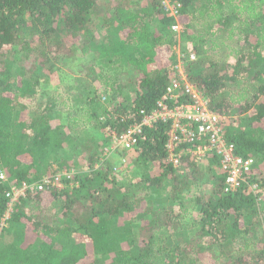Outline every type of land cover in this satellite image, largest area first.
Wrapping results in <instances>:
<instances>
[{"label": "trees", "instance_id": "16d2710c", "mask_svg": "<svg viewBox=\"0 0 264 264\" xmlns=\"http://www.w3.org/2000/svg\"><path fill=\"white\" fill-rule=\"evenodd\" d=\"M169 1L182 33L159 0H0V171L32 183L79 154L88 168L78 187L22 198L4 225L0 180V264H264V0ZM179 44L197 56L188 79L227 119V141L255 161L237 191H223L214 155L167 163L162 124L139 137L133 182L109 161L94 168L109 134L155 108L174 73L159 51ZM66 70L84 98L86 144L54 124L62 104L49 81Z\"/></svg>", "mask_w": 264, "mask_h": 264}, {"label": "built area", "instance_id": "2783aa9c", "mask_svg": "<svg viewBox=\"0 0 264 264\" xmlns=\"http://www.w3.org/2000/svg\"><path fill=\"white\" fill-rule=\"evenodd\" d=\"M159 1L167 16L176 18L171 30L177 34L182 33L185 23L179 22L180 5L169 0ZM177 52L176 63L172 66L173 78L166 86L162 97L156 102L155 108L149 112L141 110L139 121L129 126L125 132L109 134V145L102 150L94 168L95 170L100 168L115 153L134 152L144 130L162 124L167 126L164 144L167 163L178 170L182 167L183 159L188 157L193 165L202 166L207 162L209 155H214L218 158L219 170L225 177L223 191L225 193L237 191L243 185L249 184L247 175L253 171L255 161L251 157L243 158L236 154L234 144L227 141L224 134L227 119L211 110L209 100L189 81L186 64L195 62L196 54L185 53L182 50ZM181 99H187L188 102H180ZM120 162L118 166H111L114 174H117L121 164H125L126 161L121 158ZM76 174L78 172L69 169L57 175H42L38 181L32 183L9 184L6 173L0 171V180L9 186L5 193L7 203L2 225L11 217L21 199L28 194L78 187V181L74 179Z\"/></svg>", "mask_w": 264, "mask_h": 264}, {"label": "rangeland", "instance_id": "374dc122", "mask_svg": "<svg viewBox=\"0 0 264 264\" xmlns=\"http://www.w3.org/2000/svg\"><path fill=\"white\" fill-rule=\"evenodd\" d=\"M179 22L183 23V24L185 23V21H183V22L179 21ZM193 26H194V28H197L198 23H194ZM182 47H183V44H179L171 52L165 51L162 53V51H159V55H160L159 57L162 61H164L168 65L176 63L175 61H176V57H177L176 54L178 53L177 51L182 50ZM66 71H68V70H66ZM66 74L70 75L71 77H69L68 79H61V78L59 79V77H57L56 73H54V74L52 73L50 81H49L50 93H56V91H57V93H60L59 102L62 104L60 106L59 112L56 115L57 117H56V120L54 121V124L57 126H62V127H66L68 124H70L64 130L66 135H69V137H74L77 143H78V141H80V142H82V144H86V143L90 142L91 137L88 136L86 133H84V131L89 129L91 126L88 125V123L86 122V115L83 112L82 106L84 104L83 103L84 98L82 97L81 100H78L76 98V96H78L79 92L77 90V82L74 81V78H76L77 74L71 70L66 72ZM100 93L102 94V91H100ZM102 136L104 137L106 135H102ZM72 140H74V139H71V141ZM98 141H101V140H98ZM82 156H83V154H81V155L79 154V155H77L76 158H73V159L68 161L69 165L71 163H73L70 166L71 170H74L76 172H84V171L87 172L88 171L87 164H84L83 161L81 160ZM121 158H124V160L126 162H125V164H121V168L118 169L117 175L121 178L120 180H122L124 182H127V181L133 182L134 180L137 179V177H136L137 169H136L135 161H134L135 160L134 152H131V151H129V152L124 151L123 152L122 151V152L115 153L114 155H112L109 158L108 161H109L111 166H113V165L118 166ZM59 162L60 161H57V163H59ZM57 165L58 164H56L53 161L51 166H50V171H55L57 169ZM44 170H45V173L43 171H41V173L39 175H43V176L47 175V174L51 175L50 173H52V172H50V171L47 172L46 169H44ZM66 170H69V169H66ZM154 171H157L156 167L154 168ZM186 201L190 202V199H186ZM167 202L169 204H171L170 200H167ZM188 208L190 211V207H188ZM192 213H191V215H192ZM186 215H187L186 216L187 218L190 216L189 214H186ZM177 240H181V239L177 238ZM172 241L175 242L176 240L174 239Z\"/></svg>", "mask_w": 264, "mask_h": 264}]
</instances>
